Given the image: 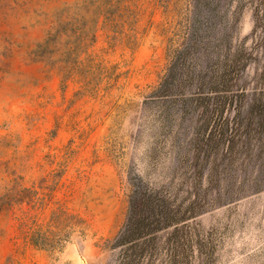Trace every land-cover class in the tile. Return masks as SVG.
Instances as JSON below:
<instances>
[{
  "label": "rangeland",
  "instance_id": "1",
  "mask_svg": "<svg viewBox=\"0 0 264 264\" xmlns=\"http://www.w3.org/2000/svg\"><path fill=\"white\" fill-rule=\"evenodd\" d=\"M135 191L264 264V0H0V264H110Z\"/></svg>",
  "mask_w": 264,
  "mask_h": 264
},
{
  "label": "trees",
  "instance_id": "2",
  "mask_svg": "<svg viewBox=\"0 0 264 264\" xmlns=\"http://www.w3.org/2000/svg\"><path fill=\"white\" fill-rule=\"evenodd\" d=\"M156 197L132 193L122 228L106 243L110 264L189 263V240L181 227L188 216H179Z\"/></svg>",
  "mask_w": 264,
  "mask_h": 264
}]
</instances>
